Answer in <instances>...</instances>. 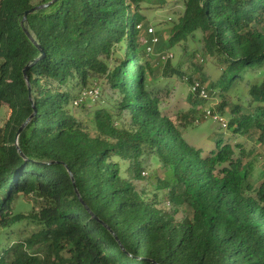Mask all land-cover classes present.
<instances>
[{"label":"trees","instance_id":"trees-1","mask_svg":"<svg viewBox=\"0 0 264 264\" xmlns=\"http://www.w3.org/2000/svg\"><path fill=\"white\" fill-rule=\"evenodd\" d=\"M51 1L0 0V264H264V177L252 179L240 145L219 139L203 154L186 143L180 127L201 108L165 113L168 90L136 28L150 0H56L23 21ZM172 1L182 12L165 49L200 34L221 71L210 97L264 72V0ZM192 71L169 58L160 76L207 84ZM94 86L107 104L75 106ZM248 91L264 118V81ZM252 127L263 142L254 115L228 122L234 134ZM149 156L169 172L152 191L135 185ZM20 200L27 212L16 211ZM183 206L191 216L177 220Z\"/></svg>","mask_w":264,"mask_h":264},{"label":"rangeland","instance_id":"rangeland-1","mask_svg":"<svg viewBox=\"0 0 264 264\" xmlns=\"http://www.w3.org/2000/svg\"><path fill=\"white\" fill-rule=\"evenodd\" d=\"M165 2L166 6L162 2ZM35 3L39 0H34ZM148 8L143 11L146 16V22L143 26L152 27L159 38L158 45L154 48V52L149 56L151 59V66L153 69V79L158 87L166 88L168 90V96L163 98L162 107L166 114L172 119L193 110L195 108H202L204 104L192 103V96L188 97V86L175 77L160 76V70L164 65V57L167 54H171L172 64L182 62V69L186 73H195V69H201L199 75L207 78L206 86L211 82H216L219 78L221 71L216 67L213 59L204 54L202 50L201 36L196 34V42L188 41L182 43L176 47H173L169 53L165 49L167 41V32L170 27V21L174 20L182 12L181 3H174L172 0H150ZM142 40L145 36L140 34ZM146 39V38H145ZM195 76V75H194ZM197 77V76H196ZM264 81V72L262 71H250L246 73L242 80L236 81L232 87L223 92L220 90L215 95V106L220 105L224 101L225 107L222 113L228 119V122L234 118H241L246 115H254L258 120L264 124V118L259 116V108L256 97L249 95V86L252 84H260ZM228 84H226L227 86ZM222 93V94H221ZM109 98L105 93H102V97L94 101H87L85 109L92 111L96 105H106ZM264 106V104H263ZM218 107V106H217ZM76 112L80 114L81 109H77ZM8 111L6 109L0 110V124L3 125L5 117ZM259 116V117H258ZM179 123V122H178ZM185 123V127H180L182 136L187 144L200 150L203 154L216 148L217 140H222L224 144L240 145L244 156L243 164H252V179L260 182V179L264 177V140L258 141L259 130L255 127L248 129L244 133L234 134L230 128H221L217 124L206 120L201 122L198 126H193L189 120ZM145 172L147 173L145 179L141 182H136V188L141 189L144 185H149L151 191L154 190L157 180H162L168 177L169 172L164 169L158 160L149 156L144 160ZM159 195H163L159 192ZM168 201V200H166ZM165 207V206H164ZM31 208V204L20 200L17 203L16 211L27 212ZM168 209V208H165ZM191 210L187 206H183L179 209L178 214L175 216L177 220L182 219L184 216L190 217Z\"/></svg>","mask_w":264,"mask_h":264},{"label":"built area","instance_id":"built-area-1","mask_svg":"<svg viewBox=\"0 0 264 264\" xmlns=\"http://www.w3.org/2000/svg\"><path fill=\"white\" fill-rule=\"evenodd\" d=\"M137 30L145 31L148 36V44L146 46L147 53L151 54L154 52V48L158 45L159 39L155 34L152 27L144 28L142 25H138ZM172 55L167 54L164 60L171 59ZM184 83L188 86V93L192 96H196L198 99L204 101V107L200 109V113L195 115L190 121L193 126H198L201 122L209 120L217 124L221 128H228V119L222 113L216 110V106L213 103L215 100L210 97L206 84L200 83L196 76L184 77ZM100 98V89L96 86L84 89L78 95L77 100L74 102L75 106H78L87 101H94ZM264 108V107H263ZM146 175V172L142 174ZM169 204H166L168 208Z\"/></svg>","mask_w":264,"mask_h":264},{"label":"water","instance_id":"water-1","mask_svg":"<svg viewBox=\"0 0 264 264\" xmlns=\"http://www.w3.org/2000/svg\"><path fill=\"white\" fill-rule=\"evenodd\" d=\"M55 1H56V0H53V1H51L50 3L46 4V5L36 6V7H33L32 9L28 10V11L25 12V14H24L23 21L26 19V17H27L28 14H31V13H33L34 11H36V10H38V9H40V8H45V7H47L49 4H51V3L55 2ZM27 68H28V66L23 70V75H24L25 78H26V70H27ZM26 83H28V80H27V79H26ZM30 118H31V117H29V118L25 121V123L19 128V130L17 131V134H16V139H17L18 135L21 133V131H22V129L24 128V126L28 123V121L30 120ZM72 181H73V178H72Z\"/></svg>","mask_w":264,"mask_h":264}]
</instances>
